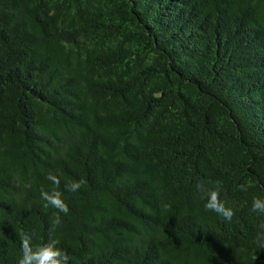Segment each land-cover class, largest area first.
<instances>
[{
    "label": "trees",
    "instance_id": "1",
    "mask_svg": "<svg viewBox=\"0 0 264 264\" xmlns=\"http://www.w3.org/2000/svg\"><path fill=\"white\" fill-rule=\"evenodd\" d=\"M216 181L230 223L204 208ZM253 197L264 0H0V264L21 232L69 264H264Z\"/></svg>",
    "mask_w": 264,
    "mask_h": 264
},
{
    "label": "clouds",
    "instance_id": "2",
    "mask_svg": "<svg viewBox=\"0 0 264 264\" xmlns=\"http://www.w3.org/2000/svg\"><path fill=\"white\" fill-rule=\"evenodd\" d=\"M47 179L53 185L48 190L41 188L40 195L44 201V207L56 209L53 215L51 231L59 227L61 224V213L67 215L69 207L63 199V192L60 190V179L57 175L49 173ZM86 181L81 178L80 180L66 182L63 190L70 193H75L81 189ZM240 190H246L244 185H240ZM223 186L221 182L216 181L209 183L208 186L200 188L201 198L205 201L204 208L207 211L214 212L221 216L225 221L231 222L235 216V211L231 207H227L220 199ZM251 212L264 215V198L253 197L251 202ZM259 230L254 237V244L260 250H264V223H261ZM21 257L18 264H69L70 257L66 251L59 247L60 241L55 238H50L47 243L33 247L32 236L28 233L21 232L19 234ZM257 259L256 256L253 257Z\"/></svg>",
    "mask_w": 264,
    "mask_h": 264
}]
</instances>
